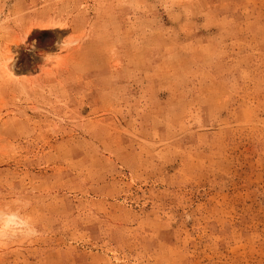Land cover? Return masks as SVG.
I'll list each match as a JSON object with an SVG mask.
<instances>
[{"label": "rangeland", "instance_id": "rangeland-1", "mask_svg": "<svg viewBox=\"0 0 264 264\" xmlns=\"http://www.w3.org/2000/svg\"><path fill=\"white\" fill-rule=\"evenodd\" d=\"M0 264H264V0H0Z\"/></svg>", "mask_w": 264, "mask_h": 264}, {"label": "clouds", "instance_id": "clouds-1", "mask_svg": "<svg viewBox=\"0 0 264 264\" xmlns=\"http://www.w3.org/2000/svg\"><path fill=\"white\" fill-rule=\"evenodd\" d=\"M32 204L30 199L16 196L10 204L0 206V250L42 238L39 222L29 213Z\"/></svg>", "mask_w": 264, "mask_h": 264}]
</instances>
